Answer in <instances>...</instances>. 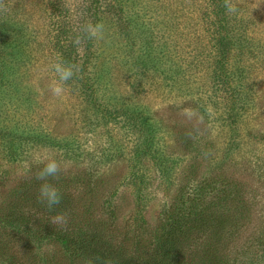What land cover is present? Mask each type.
Here are the masks:
<instances>
[{
	"label": "rangeland",
	"instance_id": "1",
	"mask_svg": "<svg viewBox=\"0 0 264 264\" xmlns=\"http://www.w3.org/2000/svg\"><path fill=\"white\" fill-rule=\"evenodd\" d=\"M97 23L103 34L94 38L89 70L112 108L124 112L128 103L152 118L156 137L146 153L137 148L140 133L96 119L76 81L64 82L59 96L52 91L60 83L54 65H67L65 51L77 39L84 61L82 35ZM147 44L160 59L149 72L138 53ZM0 52L2 219L29 174L55 159L67 178L93 180L92 191L76 197L78 221H98L129 250L155 244L172 219H183L182 209L171 213L178 191L199 185L215 218L188 248L192 261L264 264V0H0ZM18 58L25 66L3 86L1 63ZM17 124L42 132L43 142H11ZM74 141L79 153L71 158L64 143ZM24 215L29 234L46 230L47 216ZM52 224L55 232L66 225ZM15 232L0 224V240L11 247L2 255L14 264H72L61 248L28 235L15 241Z\"/></svg>",
	"mask_w": 264,
	"mask_h": 264
},
{
	"label": "trees",
	"instance_id": "2",
	"mask_svg": "<svg viewBox=\"0 0 264 264\" xmlns=\"http://www.w3.org/2000/svg\"><path fill=\"white\" fill-rule=\"evenodd\" d=\"M115 17H117V19L119 17V20H121L120 15H116ZM82 37L87 40L85 53L88 55H84V61H80V56H77V50L80 48L77 43H72L69 46V51H71L69 55L67 53L68 50L65 51L66 53L64 54L68 60H65V63L74 66L73 71L75 74L71 81H76L77 93L92 106L96 116H99L96 119L99 120L101 118L106 121V123H108L107 126L116 122L122 125L123 128L131 130V132L140 133L141 136L137 140V148L144 146L146 149L142 150V148H138V150H142L143 153L152 150L153 141L156 137L150 135L149 132L150 129H153L151 125L153 123L152 118H150L145 111L141 110L143 109L142 107L136 108L126 103V106L123 107L124 112H121V110L112 108L108 100H104L105 97L103 98L101 96V91L103 90L99 86V81L89 70V55L95 56L94 48L96 44L94 43V38L90 37L89 34L82 35ZM75 45H77V48ZM75 49L76 51H74ZM138 53L140 60L143 58L145 63H150L149 65L146 64L143 66L145 72H149L153 70L156 65H159L160 59L155 55V48L152 44H147L144 47L142 46ZM221 55L219 62L222 65V58L225 57L227 59L228 57L224 55V52H221ZM1 64L5 66L1 76L2 85L4 86V82L16 76L15 70L25 66V61L18 58L15 62L7 63L3 61ZM87 121L85 122L86 126L92 127L95 125L93 121ZM17 127H19V124L15 125L10 132L11 137H13L10 139L11 142L17 137V139L20 137L18 141L21 140V142H23V140H25L30 146L34 143L43 142L44 134L37 131V129L27 126L30 130L25 127L24 130L19 131ZM16 133H18L19 136H17ZM184 140L185 138L182 137L181 141ZM21 142L20 145L22 146ZM74 143L76 142L64 143L65 150L71 158L76 157V155H78L77 153H79ZM12 145V147H9L11 157L15 156L17 153L15 150L16 144ZM79 149L82 152V149ZM22 150L28 153V150L24 148H22ZM111 157L114 156L112 155ZM159 159L163 160L160 166H166V158L163 156ZM40 167V169H42L44 166ZM37 172H34V174L30 173L29 177L24 180L25 182L22 183L24 194H22L20 190L21 199L13 201L10 204L7 217L5 219L0 217V224H2V226L14 228L16 231L14 236L15 241H18L17 239L21 236L26 237L28 235L41 245L51 244L61 248L71 259L70 262L72 264H195L191 259L192 254L188 251V248L190 246L193 247V244L201 240L203 231L208 233L212 221L215 218L210 212L211 208L205 206V202H203L205 188L199 185H184L178 191L176 198L178 203L173 204L171 207V213L174 214L177 213L175 211L179 212L182 209L181 211H183L184 218L172 219L170 227L166 230L165 234L157 238L158 241L155 244L148 245L147 248H141L140 244L137 243L136 249L131 251L128 249V246H126L125 241H123V243H118V239L109 234V228H103L98 221L93 220L92 223L89 221L80 222L74 215L77 205L76 197L80 196V194L88 189L92 191L91 183L93 180L91 181L88 174H76L67 178L66 175L60 171L55 178L49 177L48 182L55 186L61 193L60 203L49 208L47 204L42 202L39 198L40 186L44 181H40L36 178ZM211 194H214L213 190ZM186 204H188V208H186ZM25 213H37L47 216L49 219L46 221L45 228H42L46 230L42 233L41 229L36 228L35 230L34 228L36 226H34V233L29 234L28 232L31 228L30 220L25 217ZM110 213L113 220H118L117 213H114V210ZM58 215L64 217L66 225L65 228L61 227L60 231L55 232V226L52 222ZM70 220V227H67ZM5 243L4 240H0L1 262L14 264L12 258L2 255L6 247L11 248L9 244ZM8 249L6 251H8ZM218 258H220V256ZM220 260L221 258L218 262ZM52 262L55 263V261ZM58 263L59 261L57 264Z\"/></svg>",
	"mask_w": 264,
	"mask_h": 264
},
{
	"label": "clouds",
	"instance_id": "3",
	"mask_svg": "<svg viewBox=\"0 0 264 264\" xmlns=\"http://www.w3.org/2000/svg\"><path fill=\"white\" fill-rule=\"evenodd\" d=\"M228 11L234 12L235 9L229 7ZM103 24L97 23L95 25L89 24L86 27V31L88 32L89 36L92 38H102L103 34ZM75 43H79L77 39ZM73 65H65L63 62H57L54 65V70L59 76L60 83H56L52 87V91L55 95L59 96L63 92L62 84L71 80L74 76ZM60 172V165L55 159H50L45 166L40 169L37 174L36 178L40 181H44V183L40 186L39 198L42 202L46 203L49 208H52L58 205L61 201V193L60 191L53 186L51 183L48 182V178H55ZM64 222V217L58 215L54 218L53 223L59 224Z\"/></svg>",
	"mask_w": 264,
	"mask_h": 264
}]
</instances>
